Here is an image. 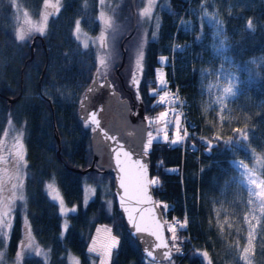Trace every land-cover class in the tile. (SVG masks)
<instances>
[{
  "label": "trees",
  "instance_id": "trees-1",
  "mask_svg": "<svg viewBox=\"0 0 264 264\" xmlns=\"http://www.w3.org/2000/svg\"><path fill=\"white\" fill-rule=\"evenodd\" d=\"M204 1L207 4L210 0H170V9L160 13L156 37L148 38L144 48L139 94L147 118L163 109L158 96L151 94L157 88L155 70L161 56L168 58L167 90L179 91L182 100L189 103L188 140L178 146L154 142L147 151L153 193L169 221L188 220V225L175 230L179 242H174L167 230L172 250L174 245L178 248L170 264H246L247 190L233 161L245 158L252 165L254 153L257 161L264 159V0H230L233 8L222 12L223 28L217 38L206 23L192 33L179 28L183 19L198 23L191 10ZM246 1L250 4L244 5ZM46 2L0 0V109L10 111L9 98L16 99L13 109L22 104L21 124L27 144L24 171H15L10 153L0 147V264H69L68 251L77 255L81 264H98L88 253V245L103 224L110 226L119 240L112 264H147L149 260L117 212L113 178L102 172L81 175L72 170H83L92 161V128L79 118L78 108L99 72L96 50L84 49L73 32L79 21L90 31L95 25L96 34L98 0H61L57 15L47 22L42 41L35 42L30 60L32 43H18L9 15L15 5L23 12L38 14ZM122 5V17L127 19L129 0ZM121 42L115 51L120 61ZM132 42L129 48L125 43L127 56L121 72L128 64ZM225 78L234 86L223 100ZM123 95L131 97L125 89ZM4 127L0 125V134ZM56 134L61 139V159L56 155ZM184 145L192 146L194 152L183 153ZM52 180L65 203L78 207L68 217L64 239L60 237L58 205L45 190ZM106 183L108 199L102 194ZM86 184L95 186V191L84 205ZM18 191L25 193L24 199ZM257 242L264 244V238ZM44 251L48 262L42 257ZM258 255L259 264H264L263 245Z\"/></svg>",
  "mask_w": 264,
  "mask_h": 264
},
{
  "label": "rangeland",
  "instance_id": "rangeland-1",
  "mask_svg": "<svg viewBox=\"0 0 264 264\" xmlns=\"http://www.w3.org/2000/svg\"><path fill=\"white\" fill-rule=\"evenodd\" d=\"M61 0H48L47 7H42V10L38 14H32L33 11L27 13L21 11L17 5L12 8L9 15V20L12 28L15 29V34L18 43L31 44L35 34L44 36L46 25L51 13L55 6L61 8ZM125 0H98L97 7L99 9L97 28L98 31L93 32L84 27L82 22H77L74 28V37L77 42L85 49L93 47L96 50L99 61V76L100 79L108 78L116 90L123 96V90L129 89L131 80L134 74L138 72L139 78L141 76V69L144 59V48L146 46L148 38H155L160 24V13L170 9V0H138L137 11V27L138 34L131 41L133 48L129 52V61L121 72V77L124 83H121L118 78L119 74L117 69L121 65V61L116 58L115 51L118 48L120 40H123L132 30L133 16L131 13H127V19H123V9ZM207 4H211L212 8L209 9ZM204 1L199 4L198 7H194L191 13L194 15L195 20L198 22L196 25L192 20L183 19L179 23V28L185 32L192 33L196 26L201 29L205 23L213 29L215 37H219L223 28L222 24V12L226 9H232L233 5L230 0H210L209 3ZM250 2H244V5H249ZM129 7L131 11V0H129ZM122 17V18H121ZM126 28V29H125ZM137 30V28H136ZM131 42L126 43V48H129ZM138 43V45H137ZM121 47V46H120ZM178 50H182L179 48ZM176 52V51H175ZM160 66L155 70V84L156 89L151 91L152 95L158 96L157 102L163 105V109L155 116L148 117V138L145 145V151H149L154 142L171 143L173 146H178L184 143L183 137V124L182 117L177 112L174 104L171 103L168 96V83H167V69L168 58L161 56L159 58ZM116 69V70H115ZM226 80L225 85L227 89L222 90L223 100L231 94L234 84L230 81V78ZM131 88V86H130ZM132 89V88H131ZM131 99V98H130ZM15 104V103H14ZM14 104L10 111L0 109V125H4V129L0 134V147L4 151L10 153L11 166L13 169L24 171V167L27 164V144L25 140V132L22 127V104ZM11 151V152H10ZM257 154H253L251 159L252 165H248L247 159L240 158L234 160L233 163L241 170V177L243 186L247 190V208L248 215L246 218V224L249 231V242L247 245V251L244 261L246 264H259L261 259L258 255V249L263 242L258 244V238H264L262 229H264V159L257 161ZM253 160V161H252ZM96 172V171H94ZM23 175L25 172H22ZM7 178H3L2 181L7 182ZM85 196L84 205L93 197L95 186L86 184L84 186ZM46 194L49 199L58 205L60 214L62 216V225L60 237L65 238L69 227V215L75 213L78 210L77 206H68L61 194L60 189L56 183L52 180L46 185ZM104 199L109 197V188L106 183L105 188L102 190ZM20 198L25 197L23 191H18ZM3 196V194L1 195ZM2 199V198H1ZM6 198H4L5 200ZM165 210L168 209L167 205L160 204ZM172 223V221H170ZM166 229L171 234V239L175 242V231L167 224ZM30 239V240H29ZM28 244L31 247L32 239L28 237ZM119 240L113 234L110 226L103 224L99 225L88 245V253L96 257L98 264H112L113 254L118 248ZM173 253L178 252V248L174 245ZM42 257L48 262L47 252L42 253ZM69 264H81L77 255L68 251L66 254ZM262 263V262H261ZM147 264H170L169 262H153L147 261Z\"/></svg>",
  "mask_w": 264,
  "mask_h": 264
},
{
  "label": "water",
  "instance_id": "water-1",
  "mask_svg": "<svg viewBox=\"0 0 264 264\" xmlns=\"http://www.w3.org/2000/svg\"><path fill=\"white\" fill-rule=\"evenodd\" d=\"M136 2L137 0H131L133 26L121 42L122 59L117 69L118 74L126 61L125 43L137 28ZM35 42L34 39L31 44L30 60L34 56ZM139 82L137 72L131 85L138 93ZM15 102V98L8 99V110ZM138 102L139 105L134 111L129 100L122 97L108 78L101 80L98 72L95 73L78 108L79 118L92 128V161L83 170H72L81 175L96 171L111 176L117 212L143 256L153 262H170L173 258L172 246L168 240L163 212L153 193L151 164L145 151L148 120L140 94ZM55 138L56 155L61 159V139L57 134Z\"/></svg>",
  "mask_w": 264,
  "mask_h": 264
},
{
  "label": "built area",
  "instance_id": "built-area-1",
  "mask_svg": "<svg viewBox=\"0 0 264 264\" xmlns=\"http://www.w3.org/2000/svg\"><path fill=\"white\" fill-rule=\"evenodd\" d=\"M168 96L170 101L175 105L177 112L181 115L182 117V124H183V137H184V143L188 140L190 131L187 128V125L190 124L189 120V110H188V105L185 100L183 101L180 95L179 91H174L170 89L168 91ZM183 153H193L194 149L192 146L186 147L185 145L182 148ZM168 219V218H167ZM172 228L176 229L179 226L187 225L188 220L187 218H176L174 221H172ZM177 241L179 242V239L177 238ZM186 252L182 250V255H185Z\"/></svg>",
  "mask_w": 264,
  "mask_h": 264
},
{
  "label": "flooded vegetation",
  "instance_id": "flooded-vegetation-1",
  "mask_svg": "<svg viewBox=\"0 0 264 264\" xmlns=\"http://www.w3.org/2000/svg\"><path fill=\"white\" fill-rule=\"evenodd\" d=\"M48 3V2H47ZM42 7H47V4L46 3H44V5L42 6ZM59 9L60 8H58L57 6H55V9H53V12L51 13V15L52 16H56L57 15V13H58V11H59ZM132 11V10H131ZM131 15H132V12H131ZM133 16V15H132ZM46 27H47V25H46ZM45 31H46V28H45ZM45 31L43 30V33L45 34ZM42 38H43V35H40V34H35L34 35V37H33V40L35 39L36 41L37 40H40V41H42ZM135 75V74H134ZM134 75H133V77H132V80H133V78H134ZM122 75H121V72L119 73V76H118V78L120 79V81H122L121 83H124V81L122 80V77H121ZM132 80H131V82H132ZM139 84H140V82H139ZM130 86H131V88H130ZM125 91L126 92H128L129 93V96H131L130 98H128L127 96H122V97H124V98H127L128 100H129V102L131 103V105H132V107H133V109H134V111L136 110V108L138 107V105H139V102H138V92H136L135 90H134V88H133V86L130 84L129 85V89L128 88H125ZM139 91V90H138ZM134 94H135V96H134ZM141 101H142V98H141ZM142 103H143V101H142ZM143 106H144V104H143Z\"/></svg>",
  "mask_w": 264,
  "mask_h": 264
},
{
  "label": "bare ground",
  "instance_id": "bare-ground-1",
  "mask_svg": "<svg viewBox=\"0 0 264 264\" xmlns=\"http://www.w3.org/2000/svg\"><path fill=\"white\" fill-rule=\"evenodd\" d=\"M163 216H164V219H165V224L167 225H170L171 223H170V221L166 218V216L163 214ZM188 225V224H187ZM173 230L175 231V230H177V228L176 229H174L173 228ZM175 240L177 241V237L175 236ZM174 241V240H173ZM190 244V243H189ZM190 246H191V244H190ZM191 248L192 249H194L192 246H191ZM205 264V263H204Z\"/></svg>",
  "mask_w": 264,
  "mask_h": 264
}]
</instances>
